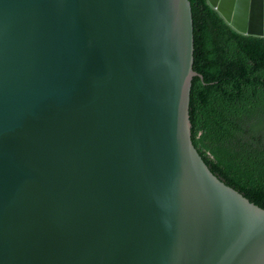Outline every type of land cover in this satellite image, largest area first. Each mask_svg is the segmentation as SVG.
<instances>
[{
	"label": "water",
	"instance_id": "water-1",
	"mask_svg": "<svg viewBox=\"0 0 264 264\" xmlns=\"http://www.w3.org/2000/svg\"><path fill=\"white\" fill-rule=\"evenodd\" d=\"M264 38V0H208ZM192 0H0V264H264V162L205 117Z\"/></svg>",
	"mask_w": 264,
	"mask_h": 264
},
{
	"label": "trees",
	"instance_id": "trees-1",
	"mask_svg": "<svg viewBox=\"0 0 264 264\" xmlns=\"http://www.w3.org/2000/svg\"><path fill=\"white\" fill-rule=\"evenodd\" d=\"M202 29L205 117L218 133L264 162V38L233 30L208 0H192Z\"/></svg>",
	"mask_w": 264,
	"mask_h": 264
}]
</instances>
